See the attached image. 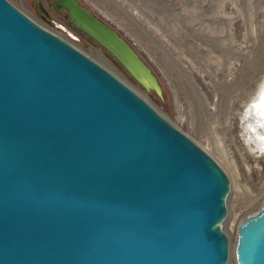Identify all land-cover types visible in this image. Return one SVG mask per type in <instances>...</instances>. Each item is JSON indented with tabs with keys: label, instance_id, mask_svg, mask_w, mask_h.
<instances>
[{
	"label": "water",
	"instance_id": "1",
	"mask_svg": "<svg viewBox=\"0 0 264 264\" xmlns=\"http://www.w3.org/2000/svg\"><path fill=\"white\" fill-rule=\"evenodd\" d=\"M143 90L131 43L79 0H52ZM229 179L105 66L0 0V264H225ZM235 264H264V196Z\"/></svg>",
	"mask_w": 264,
	"mask_h": 264
},
{
	"label": "rangeland",
	"instance_id": "2",
	"mask_svg": "<svg viewBox=\"0 0 264 264\" xmlns=\"http://www.w3.org/2000/svg\"><path fill=\"white\" fill-rule=\"evenodd\" d=\"M8 1L105 66L222 166L229 179L225 264H235L237 221L264 196V133L257 125L252 131L250 119L259 118L247 102L264 74V0H79L131 43L157 77L160 96L54 11L52 0Z\"/></svg>",
	"mask_w": 264,
	"mask_h": 264
},
{
	"label": "bare ground",
	"instance_id": "3",
	"mask_svg": "<svg viewBox=\"0 0 264 264\" xmlns=\"http://www.w3.org/2000/svg\"><path fill=\"white\" fill-rule=\"evenodd\" d=\"M187 83L190 84V86H191L193 84V79L188 78ZM249 101H251V102L248 105V108L251 111H253L256 114V116L259 118L257 120L255 117L252 116V118L250 119V122L255 125V129H254L253 125H251V127H252L251 129L255 133V131H257L256 130V125H257L258 129H259L258 132L261 131L260 133H264V74L261 75V78L257 82V86L254 89V92H252L249 95L247 102H249ZM256 121H258L259 124H257ZM255 135H257V133ZM259 141H260V144H258V146H260V145L264 146V136L263 135L259 136Z\"/></svg>",
	"mask_w": 264,
	"mask_h": 264
}]
</instances>
